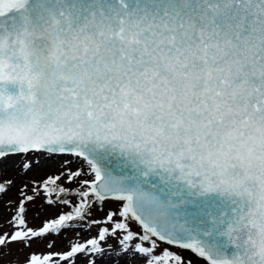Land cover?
Listing matches in <instances>:
<instances>
[{"label": "snow or ice", "instance_id": "snow-or-ice-1", "mask_svg": "<svg viewBox=\"0 0 264 264\" xmlns=\"http://www.w3.org/2000/svg\"><path fill=\"white\" fill-rule=\"evenodd\" d=\"M0 204L23 264H264V0H0Z\"/></svg>", "mask_w": 264, "mask_h": 264}, {"label": "rangeland", "instance_id": "rangeland-1", "mask_svg": "<svg viewBox=\"0 0 264 264\" xmlns=\"http://www.w3.org/2000/svg\"><path fill=\"white\" fill-rule=\"evenodd\" d=\"M40 157L43 158L44 162H41L39 168H43V164L45 162H47V164H52L53 162L57 161L56 158H48L46 156H37V158L39 159ZM37 173H42L39 177H31L32 176V172H30L29 174H27L26 176H29V179L25 180L24 178L21 179V180H18L17 183H16V186L12 188V190L6 195L3 197V200L6 201L8 200L9 198H12V199H15V197L17 196V188L19 186H21L24 182L26 181H30V180H36V181H41L43 180L47 175H51V174H54L55 171H44L42 169H40V171H38ZM43 205V201L42 200H37L35 201L34 204L32 205H29V208H30V212H29V219L31 220L33 215H34V212L32 211V209H38L40 208L41 206ZM44 207H47L46 205H44ZM105 208V212L108 211L109 209H114L115 208V205L114 204H111V203H108V204H105L104 206ZM0 211L2 212V215L0 216V223H2L9 215V213L3 211V205L0 204ZM57 212V209L56 208H50L48 209V211H46L44 213V216L45 217H49V216H53L55 215ZM104 215V213L102 212H94V217L95 218H100ZM36 223H39V221H37ZM74 234L73 233H68L67 236H61L57 239L56 241V247H55V251H62L65 249V246H66V243H67V239L68 238H71ZM92 235H95V232L92 233ZM87 238V237H85ZM110 243H113L112 241H110ZM17 248L18 246L14 245L12 246V249H11V255H5V256H2L0 257V264H11L12 261H15V264H23L25 258L27 257L28 253L29 252H32V251H38V252H43V251H46L45 249V246L43 243H35L33 244L32 248L31 249H25L23 252H18L17 251ZM187 255V253H185ZM193 259V264H200V262L195 258V257H192ZM78 264H85V261L83 260V258H81L79 261H78ZM100 264H122V261H120L118 258L116 257H109L107 259H104L102 258L100 260Z\"/></svg>", "mask_w": 264, "mask_h": 264}, {"label": "bare ground", "instance_id": "bare-ground-1", "mask_svg": "<svg viewBox=\"0 0 264 264\" xmlns=\"http://www.w3.org/2000/svg\"><path fill=\"white\" fill-rule=\"evenodd\" d=\"M38 159V158H37ZM39 164L38 166H36L35 168H33V170L31 171L33 174L31 177H39L42 173H37L38 171H40V169L44 170V171H55L56 170V163L57 161L53 162L52 164H47V162H45L43 164V168H39L41 162H44L43 158L40 157L39 159ZM30 173V172H29ZM27 173V174H29ZM25 180L29 179V176H24L23 177ZM2 215V212L0 211V216Z\"/></svg>", "mask_w": 264, "mask_h": 264}]
</instances>
